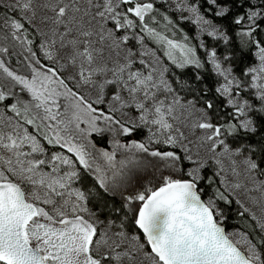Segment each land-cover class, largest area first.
Here are the masks:
<instances>
[{
	"label": "snow or ice",
	"instance_id": "snow-or-ice-1",
	"mask_svg": "<svg viewBox=\"0 0 264 264\" xmlns=\"http://www.w3.org/2000/svg\"><path fill=\"white\" fill-rule=\"evenodd\" d=\"M0 264H264V0H0Z\"/></svg>",
	"mask_w": 264,
	"mask_h": 264
}]
</instances>
